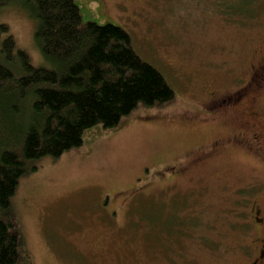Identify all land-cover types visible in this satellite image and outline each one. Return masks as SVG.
<instances>
[{
  "label": "rangeland",
  "instance_id": "obj_1",
  "mask_svg": "<svg viewBox=\"0 0 264 264\" xmlns=\"http://www.w3.org/2000/svg\"><path fill=\"white\" fill-rule=\"evenodd\" d=\"M247 1L254 18L240 22L218 0H77L82 26L127 32L175 99L87 131L82 147L20 180L11 212L22 264L254 259L264 236V71L253 73L264 66V0L236 2ZM1 25L34 67H48L19 3L0 7Z\"/></svg>",
  "mask_w": 264,
  "mask_h": 264
},
{
  "label": "trees",
  "instance_id": "obj_2",
  "mask_svg": "<svg viewBox=\"0 0 264 264\" xmlns=\"http://www.w3.org/2000/svg\"><path fill=\"white\" fill-rule=\"evenodd\" d=\"M236 1L218 0V6L232 21L253 19L249 1ZM11 3L35 21V42L48 67H34L9 27L0 26V264H22L11 212L22 178L42 160L82 147L87 131L116 129L139 108L175 99L127 32L110 24L82 26L77 0H0V7ZM258 213L253 208L259 225Z\"/></svg>",
  "mask_w": 264,
  "mask_h": 264
},
{
  "label": "flooded vegetation",
  "instance_id": "obj_3",
  "mask_svg": "<svg viewBox=\"0 0 264 264\" xmlns=\"http://www.w3.org/2000/svg\"><path fill=\"white\" fill-rule=\"evenodd\" d=\"M253 69H254L253 73H260V70L264 71V68L261 66L259 67L254 66ZM256 135H259V134L256 133ZM219 145H221L220 142L213 143V148L216 149ZM257 216H259V213L257 214ZM257 245H258V249H257L256 256L249 264H264V236L258 235Z\"/></svg>",
  "mask_w": 264,
  "mask_h": 264
}]
</instances>
